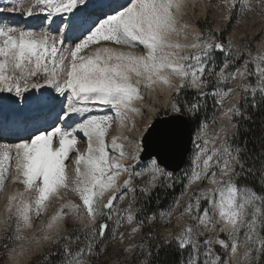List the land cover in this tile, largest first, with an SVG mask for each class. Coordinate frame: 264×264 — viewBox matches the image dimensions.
<instances>
[{"label":"snow or ice","instance_id":"1","mask_svg":"<svg viewBox=\"0 0 264 264\" xmlns=\"http://www.w3.org/2000/svg\"><path fill=\"white\" fill-rule=\"evenodd\" d=\"M185 2L0 0V106L12 114L11 128L0 127V188L12 161L17 171L13 179L24 187L9 198V215L0 219L4 225L0 260L13 258L19 241L39 246L43 240L58 248L40 264H95L107 247L105 236L110 233L115 239L116 229L125 222L132 225L129 238L145 227L152 229L135 245L142 248L145 240H160L155 226L161 221L169 223L174 208L180 207L179 215L189 218L188 225L170 241H162L180 251L178 264H231L232 257L237 264H264V192L242 184L239 173L230 170L233 159L239 158V148L226 139L216 146L224 127L210 141L202 118L194 133L189 132L195 149L191 166L177 174L167 162L190 122L206 112L207 97L223 108L222 120H233L242 115L238 105L225 107L234 91L228 86L233 80L239 78L241 89L253 98L257 93L264 96V54L248 55L212 30L195 36L187 33L189 25L177 19ZM25 3L27 7H23ZM238 3L251 7L250 0H224L228 8L224 19L232 18ZM173 34L178 39H172ZM179 38L193 42L183 44ZM92 47L94 51L86 52ZM217 52L223 56L219 63ZM173 77L180 82L174 83ZM158 84L175 89L172 100L138 130L128 113L146 116L134 101L146 102L144 89ZM209 85L211 90L205 91ZM188 90L195 93L191 99L186 96ZM97 108L109 109L114 116L94 114ZM116 122L121 128L127 122L132 133L139 131L131 153L115 136L110 145L106 143L108 129ZM149 137L153 138L151 150ZM78 138L86 141V154L79 152ZM123 139L132 141L133 137ZM121 160L133 163L122 164ZM65 161L75 166L73 180L66 175ZM124 173L127 178L120 184L118 179ZM145 175L148 179L143 185H133L137 177ZM224 176L229 179H222ZM197 181L212 187L196 189L181 204ZM176 184H182V190L171 208L139 218L134 214L143 212V201L150 198L154 187L174 189ZM70 187L79 202L62 203L39 235L24 236L22 230L34 226L33 219L46 210L49 198ZM137 192L142 203L134 210ZM129 197V205L121 213L119 203ZM73 214L89 223L82 229H69L66 236L53 235V229ZM225 227L230 231L224 233ZM78 231L84 233V243L73 249L70 244ZM211 232L217 235H209ZM123 239L121 233L120 241ZM245 246L247 250H243ZM132 248L129 245L124 250ZM30 250L24 248L21 258ZM54 256L60 258L54 260ZM140 264H149V260Z\"/></svg>","mask_w":264,"mask_h":264},{"label":"rangeland","instance_id":"2","mask_svg":"<svg viewBox=\"0 0 264 264\" xmlns=\"http://www.w3.org/2000/svg\"><path fill=\"white\" fill-rule=\"evenodd\" d=\"M250 9L244 8L243 5L237 4L234 11L237 10L236 19L235 22H233V18L235 16V13L233 12L231 14V19H224L223 17L228 14V8L224 4V0H186L185 7L181 13L177 15V19L187 23L189 27L185 29L187 33L192 34L193 36L198 35L200 33H207L209 30H212L215 34L220 35L223 33L229 26H231V29L229 31V34L227 36V42L230 40L233 47L238 49H243L248 53V55L253 54H264V51L260 50V46L262 42L264 41V0H250ZM28 5L25 3L23 7H27ZM17 18L18 15H17ZM26 18V17H25ZM233 22V23H232ZM239 23H241L239 25ZM237 29L239 32V35L235 38H232L231 34L232 32ZM172 39H178V37L173 34ZM180 42L183 44H191L193 41L191 39H183L179 38ZM99 46V45H98ZM108 47H119L118 45L113 44H107ZM94 47L89 48L86 50V52H92L94 51ZM123 51H130L132 49L123 48ZM217 57V62L219 63L220 60L223 59V56L220 53L215 54ZM177 77H173L174 83H176ZM255 79V78H254ZM236 81H238V90L241 92V99L243 96H245L248 92L241 89V80L237 78L236 80H233L229 87H232L234 89L236 85ZM234 84V85H233ZM162 86L159 84L155 86L154 89H144L145 92V101L138 100V103L134 102L135 107H142V110L147 113L146 116H141L139 114H134L132 112L128 113V116L131 121H134L136 123L137 129L140 130L143 128L145 124H148L151 122V120L154 117L153 111H159L158 113L162 112V103L165 100L166 95L161 90ZM212 85H209V89L211 90ZM207 89H205L206 91ZM164 94V95H163ZM174 95V94H173ZM172 95V97H173ZM231 96V95H230ZM172 97L169 101V104L172 100ZM230 98V97H229ZM229 98L225 101V107H227V101ZM239 101L238 104L239 105ZM3 106H0V111ZM223 108L216 105L214 108V113L212 115V118L209 122H207V136L211 141V137L215 136L216 133L219 132V129L215 127V118L217 117L218 113L222 114ZM6 110L0 115V126L3 127H9L11 128V120L6 121ZM114 114V112H112ZM110 114V115H113ZM157 115L155 116V118ZM163 117V116H160ZM3 118V119H1ZM10 123L9 126H6V124ZM236 131V122L235 120H230V130H225L224 133H222L219 137V140L215 142L216 146L219 145V141H225L227 143H232V137L234 136ZM139 135V131L137 133H132L128 130L127 122L126 126L123 128L122 131L119 130L118 122L112 123L110 125V128L108 129V132L106 134V143L110 145V142L112 138L115 136L117 137L118 143H122L124 145L125 150L128 153H131L134 150L135 147V139ZM124 136H132V141L124 140ZM78 148L82 149V144H84V141L79 140L78 142ZM213 143L210 142L208 147H213ZM234 146V145H233ZM235 147V146H234ZM110 151V148H109ZM195 149L192 148V152L190 153L186 167L183 169V171L191 166V156L193 155ZM82 153V152H81ZM72 159L75 158V153L71 154ZM122 164H129L131 165L133 162L130 160H121ZM66 167V175L69 180H73L75 178V172H73L72 169V163L70 161H65ZM239 164V159H233L232 163L230 164V170H233L236 172V166ZM15 164L14 161L10 162L9 172L6 173V179L4 182V185L2 188H0V219H4L8 217L7 212V203L11 196L16 195L19 192L24 191V187L21 183L14 180L13 178L16 177L15 172ZM183 171L179 172L182 173ZM177 173V174H179ZM127 178V173L122 174L119 179L118 183L123 184V181ZM148 177L140 176L137 177L133 181V185L136 187H140L143 185L144 181H146ZM229 177H227L224 180H228ZM194 188L192 190H187V194L184 195L183 200L181 201V204L186 203L189 199V197L193 194V192L200 188V187H209L210 184H203L201 185L199 181L193 184ZM197 185V186H195ZM155 188V187H154ZM129 198H126L123 202L119 203V209L121 210V213H123V210L126 209L129 205ZM67 201H73V202H79L78 197L76 194H74L71 191V187L68 190L61 189L58 191V194H55L49 198V201L46 202V210L42 212L41 216L39 218L33 219V227L32 228H24L22 230V234L29 239H31L34 236L39 235L38 227L40 226V223H46L50 217L58 210H60L61 204L65 203ZM136 203L132 206L133 209H136ZM67 211V209H65ZM181 212L180 207H175L173 210V214L170 218L169 223H165L164 221H161L156 225V229L159 231L160 238L162 241H170L174 234L178 233L180 230H182L184 227H186L189 223V218L187 216L181 217L179 214ZM136 215V213H134ZM11 223V221H9ZM64 225L62 226L58 232L54 233L55 236L60 235H68L69 229H82L85 225H87L89 222L85 219H76L75 215L73 214L69 218H65L63 220ZM132 225L127 224L126 222L123 224V226L116 229V238L111 239L109 246L106 250H104L103 256H101V259H98L96 261L97 264H130L132 259H134L136 256L139 259H143L144 256H148L150 253V241L145 240L143 243L142 248H137L135 245L139 244L142 240V238L147 236V233L142 229L140 232L129 238V232ZM4 225L0 224V236L4 234L3 232ZM152 231V229H150ZM230 231V228L225 227L224 233H227ZM124 234L123 242L120 241V234ZM80 236V239L77 241L73 239V242L70 244V247L73 249L77 248L80 245H83L84 243V233L83 232H76L73 236ZM196 235H200V229L196 230ZM211 236L217 235L215 232L209 233ZM220 235H223V233H220ZM203 239V237H201ZM158 241V240H153ZM35 244H26L24 241H19L15 245L18 252H22L24 248H30L33 249ZM129 245H133L132 251H125L124 249L128 247ZM57 246V244L52 243L51 241L48 243L47 247L43 249L29 264H38L48 253L53 252V249ZM30 250V251H31ZM243 250H247V246ZM30 251H27L24 255H27ZM23 255V256H24ZM87 260L90 261L92 256H87ZM7 257L3 259V261L0 264H6ZM231 264H237L236 257H232Z\"/></svg>","mask_w":264,"mask_h":264},{"label":"trees","instance_id":"3","mask_svg":"<svg viewBox=\"0 0 264 264\" xmlns=\"http://www.w3.org/2000/svg\"><path fill=\"white\" fill-rule=\"evenodd\" d=\"M234 13L233 22H235L237 10H235ZM230 29L231 26L221 33V38L225 43H227V36ZM252 79L254 80V77ZM208 90L210 89L208 88L206 91ZM194 95L195 93L191 90L186 92V96L189 99ZM206 101V112L202 111L191 121L194 131L202 118L206 119V122H209L212 118L216 105H214L211 97H207ZM238 106L240 107L242 115L238 118H234L236 122V131L232 137L233 145L239 148V164L236 166V172L239 173L240 182L242 184L254 188L257 192H264V187H261V184H264V96L257 93L253 98L248 92L242 97ZM181 190L182 184H176L174 189L160 186L155 187L150 198L143 201V212L136 213V216L139 218L146 213L168 210L173 206L175 199L179 197ZM136 195L138 197L136 209H138L141 207L142 199L139 192H137ZM144 231L148 234L150 228L145 227ZM73 239H75V236H73ZM105 240L108 247L111 241L110 233L105 236ZM57 248L58 245L53 249V252H55ZM104 252L105 251L95 260V264H97L96 261L98 259L102 258L101 256H103ZM180 256L181 253L174 244L165 246L160 238V240L155 242L153 240L150 241V253L148 256H144L142 260L148 259L149 264H178ZM59 258V256L53 257L54 260H58ZM93 259L92 257L90 261H93ZM2 261L3 259L0 260V263ZM140 261L141 259L136 256L132 259L130 264H140ZM40 262L38 264H40Z\"/></svg>","mask_w":264,"mask_h":264},{"label":"bare ground","instance_id":"4","mask_svg":"<svg viewBox=\"0 0 264 264\" xmlns=\"http://www.w3.org/2000/svg\"><path fill=\"white\" fill-rule=\"evenodd\" d=\"M4 2L7 3V0H4ZM240 24L241 23H239V25ZM238 32L239 31L237 29H235L232 32V34H231L232 38H235L236 36H238L239 35ZM260 50L261 51H264V41L262 42V44L260 46ZM179 82L180 81L177 78L176 79V83H179ZM236 82L237 83H236V85L234 87V91L231 94L229 100L227 101V107H234V106H236L238 104L239 99L241 98V92L237 89L239 87L238 86V83L239 82L238 81H236ZM161 90L166 95L165 100L162 103V109L165 110L169 106V101H170L172 95L175 93V89L174 88L170 89L167 86H162ZM134 102L135 103H138V100H136ZM6 112H7L6 113V116H5V117H7V120L6 121H9V120H11L12 114H11L10 109H8V108H6ZM158 112L159 111H153V114H154V117L153 118H155V116L157 115ZM1 114L2 113H0V115ZM94 114H98V115H105V114H107V115H110V114H113V113L109 109L97 108V109L94 110ZM113 116H114V114H113ZM221 116H222V114L221 113H218L217 117L215 118V121H214L215 127H217V129H219V130H220L221 127H224L225 130L229 131L230 130V119L227 118V117H225L222 120L221 119ZM1 119H3V118H1ZM118 127H119V130L120 131L123 130V128H121L119 126V123H118ZM10 139H11V136H10ZM79 140L80 139L78 138V141ZM77 148H78V143H77ZM78 150H79L80 153L81 152L82 153H85V154L87 153V143H86V141H84V144H82V149L80 150L78 148ZM74 168H75V166H74V164H72L73 172H75ZM15 172L17 174L16 169H15ZM227 177L228 176H224V177H222V179H226ZM195 186H197V185H195ZM209 187H212V185H209ZM193 188H194V185H192L191 187H189V190H192ZM45 225H46V223H42L41 222L40 223V226L38 227V229L36 230V232L38 231V233H41V231H42V229H44ZM63 225H64V222L61 221L59 223V225L53 229L52 234L58 232L61 228H63L62 227ZM49 242L50 241H43V240H41L39 246L34 245V247H32L33 249L27 255H24L22 258H21V253L17 251L14 254V257L13 258H8L7 259L6 264H29L43 249H45L47 247V245H48Z\"/></svg>","mask_w":264,"mask_h":264},{"label":"water","instance_id":"5","mask_svg":"<svg viewBox=\"0 0 264 264\" xmlns=\"http://www.w3.org/2000/svg\"><path fill=\"white\" fill-rule=\"evenodd\" d=\"M241 101V98L239 99V102ZM7 107H2L0 113H3L6 110ZM161 120L166 119V117H159ZM189 132H193L194 130L192 128V124L190 122V127L185 129V134L182 138L180 146L172 152L169 157L167 162L170 165V170L175 169L177 173L183 171V169L186 167L188 157L190 153L192 152L193 144L191 142V137L189 136ZM149 145V149H152V144H153V138L149 137L147 141Z\"/></svg>","mask_w":264,"mask_h":264}]
</instances>
